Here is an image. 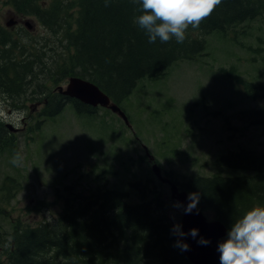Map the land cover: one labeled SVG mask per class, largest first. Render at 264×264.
<instances>
[{"label":"rangeland","instance_id":"rangeland-1","mask_svg":"<svg viewBox=\"0 0 264 264\" xmlns=\"http://www.w3.org/2000/svg\"><path fill=\"white\" fill-rule=\"evenodd\" d=\"M14 1L0 0V24L19 49L42 48L49 59L62 58L67 48L60 29L52 33L36 17L22 15ZM25 5L20 3V9ZM23 19L30 27L23 26ZM204 37L203 54L173 63L157 80L137 83L119 104L128 124L105 107H97L94 115L77 114L69 102L49 115L46 93L40 95L46 89L35 85L19 100L0 89V126L10 135L0 150V184L7 176L19 184L15 197L0 209V241L10 239L17 222L53 221L63 211V199L84 196L98 186L127 191L130 202L142 201L132 187L138 181L145 187L144 200L163 203L164 214L180 225L182 208L151 170L150 155L163 176L177 182L241 173L215 165V159L228 151L264 149V122L253 123L249 115L264 108V13L231 32ZM44 63L40 61L42 70ZM72 75L74 71L60 81L45 82L52 99L57 86L65 87ZM17 153L20 161L13 164ZM130 180L135 181L131 186ZM205 215L214 219L213 213Z\"/></svg>","mask_w":264,"mask_h":264},{"label":"trees","instance_id":"trees-1","mask_svg":"<svg viewBox=\"0 0 264 264\" xmlns=\"http://www.w3.org/2000/svg\"><path fill=\"white\" fill-rule=\"evenodd\" d=\"M41 1L15 0L14 7L24 16L36 17L52 33L60 29L67 52L49 59L42 48L20 50L16 38L0 24V89L12 100L23 99L24 90L32 92L34 85L48 91L46 81H60L74 71L119 105L140 80H157L173 63L203 54L207 34L231 32L264 13V0H222L199 28L189 27L183 43L174 39L149 43L134 23L139 9L131 0H110L108 6L105 0ZM39 60L42 64L47 60L43 77ZM46 91L40 95L46 93L49 115L58 114L67 102L77 114L96 113L97 107L58 92L52 99ZM249 115L253 123L264 122V108ZM9 139L8 129L0 126V150ZM215 165L242 172L197 175L182 182L170 179L189 193H199L198 206L228 230L247 210L264 206V149L228 151L215 159ZM13 179L7 176L0 184V209L19 191ZM132 187L142 201L130 202L127 191L103 185L84 196L63 199V211L51 222H17L10 239L0 241L6 243L0 246V264H192L177 246L179 236L164 214V204L144 200L140 181Z\"/></svg>","mask_w":264,"mask_h":264},{"label":"clouds","instance_id":"clouds-1","mask_svg":"<svg viewBox=\"0 0 264 264\" xmlns=\"http://www.w3.org/2000/svg\"><path fill=\"white\" fill-rule=\"evenodd\" d=\"M138 6L139 15L134 23L147 36L149 43L159 40L167 43L173 39L181 44L186 39L189 27L199 28L205 18L222 3V0H131ZM110 0H105L108 6ZM20 161V154L13 156L12 163ZM199 193L190 192L185 213H191L197 208ZM177 207L179 203L177 202ZM173 233L183 237L185 233L177 223ZM188 235L195 238L196 228L190 229ZM198 243L207 244L201 238ZM177 246L188 250L189 245L183 240L177 241ZM220 264H264V206H254L234 220L227 231L226 237L218 243Z\"/></svg>","mask_w":264,"mask_h":264},{"label":"water","instance_id":"water-1","mask_svg":"<svg viewBox=\"0 0 264 264\" xmlns=\"http://www.w3.org/2000/svg\"><path fill=\"white\" fill-rule=\"evenodd\" d=\"M12 23L8 22L6 25ZM26 26L30 23L26 20ZM58 92L64 96L75 98L82 103L96 107L101 106L110 109L116 113L122 120L128 124V117L120 106L111 100L108 94L102 91L95 83L80 76H70L67 79L65 87L58 86ZM152 162L151 170L155 176L163 183L169 186L170 197L179 203L182 208L180 218L181 230L185 233L179 240H183L189 245L188 250H182L184 256L192 264H220L218 243L227 235L226 226L219 219L208 220L202 209L197 205L191 213H185L184 208L188 203V192L181 189L175 182L168 177L163 176L160 167L154 161L153 156H149ZM196 228L198 235L193 238L188 235L190 229ZM203 238L208 241L207 244L198 243Z\"/></svg>","mask_w":264,"mask_h":264},{"label":"bare ground","instance_id":"bare-ground-1","mask_svg":"<svg viewBox=\"0 0 264 264\" xmlns=\"http://www.w3.org/2000/svg\"><path fill=\"white\" fill-rule=\"evenodd\" d=\"M4 41V40H3ZM6 42V41H5ZM7 44V43H6ZM10 50V49H9ZM44 61V60H43ZM46 64V63H45Z\"/></svg>","mask_w":264,"mask_h":264},{"label":"flooded vegetation","instance_id":"flooded-vegetation-1","mask_svg":"<svg viewBox=\"0 0 264 264\" xmlns=\"http://www.w3.org/2000/svg\"><path fill=\"white\" fill-rule=\"evenodd\" d=\"M19 21H21V20H19ZM16 25H18V24H16ZM22 28V27H21Z\"/></svg>","mask_w":264,"mask_h":264}]
</instances>
